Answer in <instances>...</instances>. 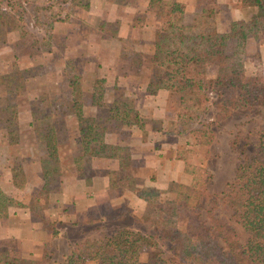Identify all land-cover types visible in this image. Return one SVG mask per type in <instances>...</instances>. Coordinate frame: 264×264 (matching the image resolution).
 <instances>
[{
  "label": "rangeland",
  "instance_id": "obj_1",
  "mask_svg": "<svg viewBox=\"0 0 264 264\" xmlns=\"http://www.w3.org/2000/svg\"><path fill=\"white\" fill-rule=\"evenodd\" d=\"M86 1L0 0V9L8 11L6 16L0 18L1 126L4 120L2 106L7 102H14L18 106L17 141L6 144V141L1 142L0 139V181L5 180L3 171L6 166L11 169L12 178L11 166L20 164L19 169L22 172L20 170V175L16 178L21 181L22 185L15 186L14 196H11L18 201L19 197L26 199L30 204L31 218L52 233L56 230V233H53L54 236H61L45 243L43 250H46L50 257L44 264H59L77 243L87 238L102 239L120 227H129L154 234L161 246L162 255L166 258L164 264H179L172 261L173 244L158 235L161 219L159 213L154 210L153 204H147L145 210L136 212L127 206L126 202H120L117 196L114 197L117 198L116 200L109 201L111 196L122 192L125 186H133L135 182V179L129 177V170L120 168L117 162L109 161L111 189L99 198L97 205L79 209L78 206L64 204L63 200L68 202L71 197L69 194L65 196V192L62 193V191L66 189L65 187L71 180L77 179L88 184L93 173L103 171V164L97 162L96 159L92 160L93 157L85 160L81 169L75 170L73 156L79 153L80 149L76 121L71 114V88L68 84V77L73 74L81 75L80 80L85 89L86 111L94 113L98 121L105 124L109 139L120 145H127L131 139L130 128H120L106 120V108L95 109L93 106H88L87 93L88 88L91 87V81L95 77L103 79L102 85L105 86L107 99L127 95L135 105H139L146 101V98L140 91L138 92L136 84L142 79L145 83L148 77L150 79L156 77L161 69L155 64H145L142 69H139L138 65L130 63V60L137 55L133 51L134 48H131V40L116 41L114 39L111 44L108 38L110 35L115 36L116 22H108V32L98 31L95 20L89 19L87 13L78 10L79 7L85 8ZM201 2L204 7L212 6L213 9L219 7L218 4L214 5L213 0H202ZM164 9L161 10L163 16L166 14ZM246 9L251 11L250 9L253 8ZM100 41L103 44L99 47ZM110 44L111 47L121 44L120 47L123 48L118 50L127 54L120 57L117 50V62L109 64L108 67V64L101 65L100 63L102 60L104 63L112 61L110 52L113 50ZM232 49L231 45L227 48L228 52ZM141 53L145 61H148L150 50L142 49ZM241 63L247 70L258 73L264 79V38H253L246 45ZM112 67L119 73L125 72L131 75L125 80L122 78L108 79L105 75H112L113 70L109 73ZM213 72L214 67L210 65L207 73L212 75ZM174 98L175 95L172 93L169 96V102H173ZM174 112L175 108H172L171 111L166 110L162 113L166 114L170 120L174 117ZM216 113L215 104L210 103L200 118L192 122L193 125H200V122L211 124L215 131V138L210 145L198 143L190 137L186 130L176 135L166 133L158 139H163L166 144H177L178 151L186 160V168L187 163L191 162V167L198 165L201 168L200 176L211 175L207 182V192L210 198L204 202L203 213L206 215L207 208H209V214L227 222L239 234L240 240L244 241L248 232L239 222L231 218V208L222 201L221 194L222 190L227 188L226 183L233 180L238 164L247 156L250 157L256 153L254 147L257 138L256 131L264 125V109L258 113H252L246 108H237L225 118H218ZM44 120H49L56 126L59 138L58 157L62 172L55 176V181L50 185L57 191L52 190L49 198L44 197L43 192L41 193L40 188L43 185L40 187L41 182L33 185V188L27 182L32 178L35 181L36 172L41 170L39 156L41 155L42 138L35 125ZM169 120L166 125H169ZM152 125L156 127L158 123L153 120ZM136 133L140 134L141 129H137ZM5 155L7 158L2 160ZM134 163L137 164L139 161H134ZM190 184V181L183 183L171 179L167 182L166 188H157L158 199L174 198L181 202H194V199L187 197L186 186H183ZM81 186L83 189L86 188ZM36 197H38L37 201ZM66 208H68L67 213L64 211ZM60 231L61 235H58ZM17 246V241L0 240L1 251ZM84 252L88 253L86 249ZM82 256L79 264H98L96 259L87 258L86 254ZM26 263L30 264L28 260L17 261V264Z\"/></svg>",
  "mask_w": 264,
  "mask_h": 264
},
{
  "label": "trees",
  "instance_id": "obj_2",
  "mask_svg": "<svg viewBox=\"0 0 264 264\" xmlns=\"http://www.w3.org/2000/svg\"><path fill=\"white\" fill-rule=\"evenodd\" d=\"M241 5L253 8L252 12L233 19L228 29L220 30L215 22L214 7H205L186 26L182 21L183 5L175 1L168 18L155 31L148 61L143 60L140 51L133 50L137 55L130 58V63L138 65L139 69L145 64L161 68L156 77L147 79L145 83L143 79L138 81V92L143 96L145 92L153 94L162 88L178 95L174 117L168 121L169 125L162 126L167 132L178 134L186 130L198 143L210 145L215 138L211 124H192L210 103L215 104L218 118L229 116L237 108H246L252 113L264 109V79L241 63L248 39L264 38V0H241ZM7 13V10L0 9V18ZM229 45L233 47L231 52L227 50ZM118 53L120 57L124 54L120 50ZM210 65L214 67L212 75L207 73ZM80 79V74L68 77L71 114L76 121L80 149L73 156L75 170L81 169L85 160L95 156L117 158L121 168H127L131 157L128 145L109 139L105 124L98 121L94 113L86 111L85 89ZM102 81L101 77L91 81L87 93L88 106L106 108V120L114 126L130 128L131 133L144 128L148 117L138 105L127 95L107 99ZM17 108L14 102H7L1 108L4 120L3 126L0 125V139L6 144L17 141ZM35 128L42 138L39 164L44 183L40 190L44 197L49 198L52 190L57 191L50 185L55 176L62 173L58 157L59 138L55 124L49 120L39 122ZM256 137V153L238 164L233 180L226 183L227 188L221 194L222 201L231 208V218L248 232L244 241L227 222L209 214V208L206 215L203 213L204 202L210 198L207 182L211 175L200 176L198 165L191 167V162L187 163L192 174L182 181L191 182L183 186H186L187 197L194 202H181L174 198L159 200L157 188H135L136 193L149 205L153 204L154 210L159 213L161 225L158 235L173 244V263L264 264V125L257 128ZM176 155L184 157L179 151ZM6 158L5 155L2 160ZM20 167V164L11 166L16 187L22 185L16 178L20 175ZM35 199L37 201L38 197ZM12 201L17 200L0 186V217L7 216L8 205ZM85 249L88 253L84 252ZM83 254L96 259L98 264H164L166 259L154 234L129 227H120L102 239L87 238L77 243L59 264H79ZM49 257L43 250L41 260H30L29 263L44 264ZM15 260L17 262L19 258ZM15 260L11 263L17 264Z\"/></svg>",
  "mask_w": 264,
  "mask_h": 264
},
{
  "label": "crops",
  "instance_id": "obj_3",
  "mask_svg": "<svg viewBox=\"0 0 264 264\" xmlns=\"http://www.w3.org/2000/svg\"><path fill=\"white\" fill-rule=\"evenodd\" d=\"M175 1L183 5L182 21L186 26H189L193 22L194 17L200 15L205 8L201 2L202 0H87L85 8L79 7L80 9L78 10L87 13L89 19L95 20L96 29L103 33L109 31L108 22L115 21L117 24L115 36L110 35L108 38L111 44L114 39L116 41L130 39L131 48L141 52L142 49L148 50L153 47L155 31L160 29L161 25L168 18L171 5ZM213 1L215 6L219 5L218 8L214 9V15L220 30L228 29L233 19L245 17L252 12V9L248 11V9L241 5V0ZM163 8H165L164 11L166 12L164 16L161 15ZM252 40L253 38H249L247 44ZM102 44V41H100L99 47ZM111 44L110 48L113 51L110 52V56L113 58L112 61H107L106 63L103 60L101 61L104 65L108 64V67L109 64L117 62L116 52L118 49L123 48L122 46L120 47L121 44L113 47H111ZM111 71L112 75L106 74L105 76L112 80L121 78L125 80L131 75V73L120 75L121 73L119 74L118 70L116 71L114 67L111 68L109 73ZM147 79H150V77ZM172 93L175 95V98L173 102H169V96ZM144 96L146 101L139 104L138 108L148 119L140 134L136 133V130H133L131 139L127 143L131 154L130 164L127 169L129 170V177L135 179V182H133V186H125L122 192L111 196L109 199L111 202L120 198V202H126L127 206L136 212H142L148 204L143 197L136 193V187L163 189L166 188L169 180L183 181L184 178L191 174L186 168L184 157L176 155L178 151L177 144H166L163 139H158L166 133L176 135V133L167 132L162 128V126L166 125L167 120H169L166 114L162 112L166 110L171 111L172 108H175L178 95L176 92L161 88L153 94L145 92ZM153 120L158 123V128L152 125ZM173 146L176 148L175 150H173ZM95 159L97 162L103 164V171L101 173H93L88 184L85 181L77 179L71 180L65 187L66 189L62 191V193L65 192V196L69 194L71 197L68 202L63 200L65 205L71 204L78 206L79 209H87L93 205H97L99 198L110 191V167L108 164L109 161L117 162V166L121 168L119 160L117 158L102 156L92 158V160ZM134 161H139V163L135 164ZM3 173L5 180L0 181V186L6 194L14 196L15 185L11 178V169L6 166ZM138 178L139 180H137ZM33 180L32 178L27 181L28 184H31V187L39 182H41V187L42 182H44L41 170L36 172L35 181ZM81 185L86 188L83 189ZM116 196L117 198H114ZM67 209L64 210L66 213L68 212ZM30 213L29 202L19 197V202L18 200L12 201L8 205L7 216L0 217V240H14L18 242V246L15 248L2 251L0 249V264H12L11 261L15 260L16 257L19 258V261H39L43 257L45 243L61 237L54 236L49 229L38 225L31 218ZM60 233L61 231L58 235H61ZM8 257L11 258L8 259Z\"/></svg>",
  "mask_w": 264,
  "mask_h": 264
}]
</instances>
